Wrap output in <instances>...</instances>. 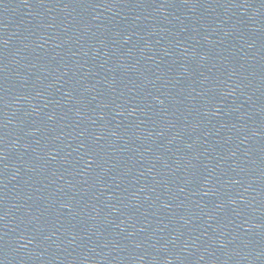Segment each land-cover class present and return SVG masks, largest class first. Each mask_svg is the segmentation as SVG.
<instances>
[{
  "label": "water",
  "instance_id": "1",
  "mask_svg": "<svg viewBox=\"0 0 264 264\" xmlns=\"http://www.w3.org/2000/svg\"><path fill=\"white\" fill-rule=\"evenodd\" d=\"M0 264H264V0H0Z\"/></svg>",
  "mask_w": 264,
  "mask_h": 264
}]
</instances>
